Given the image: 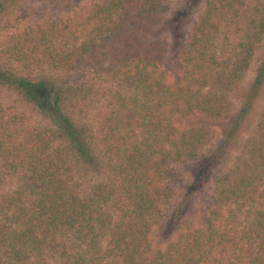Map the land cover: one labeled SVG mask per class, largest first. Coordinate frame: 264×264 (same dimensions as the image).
<instances>
[{"label": "trees", "instance_id": "obj_1", "mask_svg": "<svg viewBox=\"0 0 264 264\" xmlns=\"http://www.w3.org/2000/svg\"><path fill=\"white\" fill-rule=\"evenodd\" d=\"M24 1L0 0V87L36 110L0 101V171L11 180L0 192V264H264V106L243 163L182 221L264 85L263 59L234 109L264 38V0L244 24L245 0H186L174 12L171 0H73L37 22L25 8L10 15ZM224 24L238 26L230 57L215 47ZM160 25L172 44L155 37ZM79 74L109 84L93 125L82 104L94 88ZM180 163L194 187L176 204L174 236L156 247L150 233Z\"/></svg>", "mask_w": 264, "mask_h": 264}, {"label": "rangeland", "instance_id": "obj_2", "mask_svg": "<svg viewBox=\"0 0 264 264\" xmlns=\"http://www.w3.org/2000/svg\"><path fill=\"white\" fill-rule=\"evenodd\" d=\"M186 0H171V11H176L181 4H183ZM261 0H245L244 5L240 9V15L243 17L241 19V23L244 24L247 22L250 14L255 12ZM75 4L73 0H27L22 2L21 4L14 5L13 8L9 10L12 12L10 15H16L21 13L22 8L28 11L30 15V20L33 22L40 21V19H46L47 17H56L62 13H65L67 7H71ZM199 9H202V4H199L194 9L193 15L191 16L190 25H192L198 18ZM8 12V13H9ZM229 20H231L229 18ZM238 26H234L232 24H224L222 31L219 33V38L215 42V47L218 49L219 53L224 55L225 57L232 56L236 42L238 39ZM5 32L3 26L0 25V36ZM169 29L164 25L158 26L155 31V37H170L168 36ZM171 44L173 43V37H170ZM172 48V47H171ZM176 55L173 52V49H169V52L166 55V63L167 65L173 66ZM264 59V38L258 44V49L254 54L249 67L245 73L243 81L241 83V87L232 93V101L234 103V109H237L241 102L245 89L248 87L250 82L252 81L257 68L261 65L262 60ZM77 82L79 85H83L87 89L94 88L92 95L88 97L86 102L82 104L83 110L86 113L87 119L91 121V125L95 124L97 119L100 118V115L103 109H106V101L104 100L105 95L103 94L107 89H109V84L105 80H101L96 78L90 74H79L77 77ZM253 108L247 118L244 120L240 137L237 142L232 144L221 156V158L216 163V168L213 171L212 175L209 177V181L203 187L198 200L195 206L186 212L185 218L182 219H192L194 215L195 208L202 201L201 199H205L214 186L216 185V181L221 177L224 173L229 170H235L237 166L243 163L245 147L244 141L249 137V135L253 132L258 116L264 106V85L261 90L258 92L254 99ZM0 101L7 105L17 106L18 109L32 111L30 107H28L25 103H22L17 99L15 94L8 92L7 90L0 87ZM236 111V110H235ZM35 119H43L41 116L34 115ZM96 120V121H95ZM220 143V136L218 131L214 135V137L205 144L202 152L204 154V159H207L211 153L217 148ZM198 165V164H196ZM201 165V163H200ZM191 166L188 164L180 163L178 171L183 175V178L178 182H173L171 185L175 190V195L171 199V202L164 207L162 217L158 221V223L152 228L150 236L153 240V243L156 247H163L165 243L174 236L176 232L177 222H176V204L180 199V196L183 191L186 190V185H190V189L194 187L193 180L189 176V171ZM0 171V192L7 189L11 183V180L8 179L7 176ZM188 185V186H189ZM260 189L264 190V175L262 177V181L259 185ZM194 199L192 200L193 203ZM191 203V204H192Z\"/></svg>", "mask_w": 264, "mask_h": 264}]
</instances>
